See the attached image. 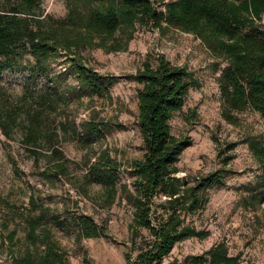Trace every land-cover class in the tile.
<instances>
[{
	"label": "trees",
	"instance_id": "16d2710c",
	"mask_svg": "<svg viewBox=\"0 0 264 264\" xmlns=\"http://www.w3.org/2000/svg\"><path fill=\"white\" fill-rule=\"evenodd\" d=\"M63 1L66 11L57 15L47 10L44 0H0V70L30 55L32 68L50 84L14 93L0 82V131L7 138L20 136L36 164L45 159L48 172L66 169L64 150L58 145L62 134L71 132L81 141L94 143L113 126L122 125L91 114L79 126L62 110L83 95L112 98L115 75L98 71L84 51L126 49L137 24L168 25L198 35L213 54L226 60L219 80L225 118L237 122L238 112L246 109L264 117V0H168L163 6H158V0ZM155 59L154 63L144 60L131 74L140 84L137 122L145 149L143 156L128 161L134 174L131 186L119 184L124 163L108 147L92 150L86 180L102 187L109 205L120 191L132 205L126 264H247L224 241L186 255L182 263L177 257L164 262L177 242L209 235L188 215L205 206L210 189L223 184L225 175L223 168L179 174L178 161L192 139L174 133L171 119L183 109L189 89L198 80L186 65L173 63L163 54ZM59 61L64 66L56 69L53 64ZM69 74L76 82L68 81ZM246 141L261 178L242 202L257 207L264 203V137L251 134ZM30 202L24 214L25 246L12 254V264H69L70 250L52 233L43 208L32 214L40 209L34 196ZM67 224L77 239L107 234L106 224L85 213L71 214Z\"/></svg>",
	"mask_w": 264,
	"mask_h": 264
},
{
	"label": "rangeland",
	"instance_id": "374dc122",
	"mask_svg": "<svg viewBox=\"0 0 264 264\" xmlns=\"http://www.w3.org/2000/svg\"><path fill=\"white\" fill-rule=\"evenodd\" d=\"M165 1L168 0H158V6H163ZM44 4L57 15L66 11L63 0H44ZM261 25L264 27V17ZM84 54L98 71L115 75L112 98L83 95L65 106L62 114H69L79 126L91 114L122 125L113 126L106 131L105 138L94 143L81 141L71 132L62 134L58 145L64 150L62 160L66 169L61 173L45 170L44 158L36 164L23 147L20 136L7 138L0 131V264H12V254L24 249L27 224L24 214L31 206V196L40 208L32 214L44 209L52 233L71 252L69 264H126L132 205L122 191L109 205L102 187L88 182L85 174L92 150L108 147L124 163L119 184L131 186L134 174L127 166L128 161L143 156L145 150L137 122L140 84L131 74L146 59L156 62L160 54L173 63L188 66L198 80L189 89L183 109L171 119L174 133L192 139L178 161L179 174L223 168L225 175L223 184L210 189L205 206L188 215L199 228L207 229L209 235L177 242L164 262L177 257L178 263H182L186 255L203 252L224 241L230 252L239 253L247 264H264V203L251 207L242 202L243 196L261 178V169L246 139L251 134L264 137V117L246 109L238 112L237 122L225 118L219 80L226 60L213 54L193 32L154 24H137L124 50L107 52L90 48ZM33 60L32 56L25 55L13 67L0 70V82L14 93L26 87H48L47 77L32 68ZM60 62L53 66L63 68ZM68 81L76 82V79L69 74ZM73 213H85L106 224L107 234L77 239L67 224Z\"/></svg>",
	"mask_w": 264,
	"mask_h": 264
}]
</instances>
